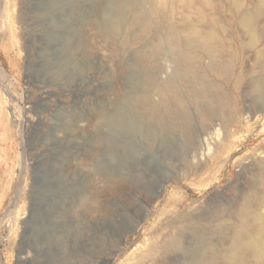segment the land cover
<instances>
[{
  "label": "rangeland",
  "instance_id": "374dc122",
  "mask_svg": "<svg viewBox=\"0 0 264 264\" xmlns=\"http://www.w3.org/2000/svg\"><path fill=\"white\" fill-rule=\"evenodd\" d=\"M233 1L0 0V264H199L240 228L263 189L264 13Z\"/></svg>",
  "mask_w": 264,
  "mask_h": 264
},
{
  "label": "bare ground",
  "instance_id": "6f19581e",
  "mask_svg": "<svg viewBox=\"0 0 264 264\" xmlns=\"http://www.w3.org/2000/svg\"><path fill=\"white\" fill-rule=\"evenodd\" d=\"M232 4V7L236 10L237 13L240 14V2L234 0ZM256 12L264 13V0H260V2H258L255 13L247 12L243 14L241 20L247 26H255V14H257ZM241 20L240 22H242ZM213 23L215 24V26L219 24L215 21H213ZM187 31L188 35L184 39L185 45L189 47L192 52L204 50L205 53L213 59V61L217 62L218 56L222 55L224 50L215 45V40L218 39V36L213 31L210 33H204L201 29L192 25H189L187 27ZM167 35L168 37H170V39L174 38V33L172 34V32L170 31H168ZM175 35H178V32H175ZM201 38H207L208 40H210V43L207 44L202 42ZM261 54L262 55L260 56V63L262 66H260L264 69V51H262ZM186 57L188 58L190 56L187 55ZM252 89H255L258 93L259 98L263 99L264 101V72H262V74L257 77ZM185 130L186 129H184V131ZM204 139L205 142L204 140L203 142L208 144V137L206 136L204 137ZM259 178L261 181L259 184H261L263 189L259 190L257 188L256 191L253 189L248 192L245 195L244 200H242L240 206H237L238 209L236 208L237 212L235 213L237 215V218L239 219L240 228H236L237 230L234 229L232 232H229V234L224 232L226 233V235H224L222 241L220 240L221 244L218 245H214L216 243L210 245L212 244L211 241L210 244L206 245V243H204L206 240L204 239L203 242L200 241L204 243L208 248V250L206 248L207 251H205V255L203 256H206V254L210 256H206L201 260L199 259V264H264V214L261 211L263 210L262 208L264 204V175H261ZM217 241L219 240L217 239ZM200 242L197 244H199V249L201 250L200 246L202 247L203 244L200 245ZM206 242L208 243V241ZM175 243H173V245H175ZM178 243L180 244L181 242ZM203 248L205 249V247ZM207 252H209V254Z\"/></svg>",
  "mask_w": 264,
  "mask_h": 264
},
{
  "label": "water",
  "instance_id": "95a60500",
  "mask_svg": "<svg viewBox=\"0 0 264 264\" xmlns=\"http://www.w3.org/2000/svg\"><path fill=\"white\" fill-rule=\"evenodd\" d=\"M34 184L35 186H37V184L39 183V176L37 175V168L34 167ZM37 193V191L35 192ZM36 198H34V202H33V211L31 213V216H30V219L32 220V218H34V215H35V207H36V204H37V201L35 200ZM29 233H30V228H27L26 231L24 232V239H26L28 236H29Z\"/></svg>",
  "mask_w": 264,
  "mask_h": 264
},
{
  "label": "trees",
  "instance_id": "16d2710c",
  "mask_svg": "<svg viewBox=\"0 0 264 264\" xmlns=\"http://www.w3.org/2000/svg\"><path fill=\"white\" fill-rule=\"evenodd\" d=\"M32 183H33V186H35V184H34V174H33V182ZM33 202H34V200L31 201V208H33Z\"/></svg>",
  "mask_w": 264,
  "mask_h": 264
}]
</instances>
